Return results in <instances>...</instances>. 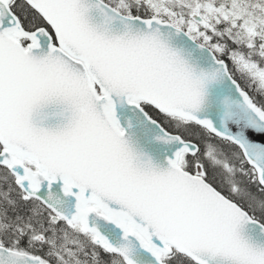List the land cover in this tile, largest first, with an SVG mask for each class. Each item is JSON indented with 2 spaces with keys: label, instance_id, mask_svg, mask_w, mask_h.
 Segmentation results:
<instances>
[{
  "label": "snow or ice",
  "instance_id": "6c2138e0",
  "mask_svg": "<svg viewBox=\"0 0 264 264\" xmlns=\"http://www.w3.org/2000/svg\"><path fill=\"white\" fill-rule=\"evenodd\" d=\"M0 264H264V0H0Z\"/></svg>",
  "mask_w": 264,
  "mask_h": 264
}]
</instances>
